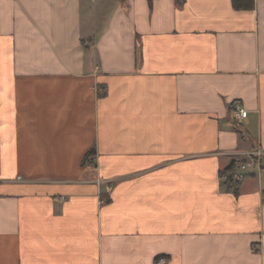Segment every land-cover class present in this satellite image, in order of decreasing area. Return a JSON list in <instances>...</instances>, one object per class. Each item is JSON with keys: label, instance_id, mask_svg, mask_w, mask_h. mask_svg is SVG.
Listing matches in <instances>:
<instances>
[{"label": "crops", "instance_id": "0c3cea01", "mask_svg": "<svg viewBox=\"0 0 264 264\" xmlns=\"http://www.w3.org/2000/svg\"><path fill=\"white\" fill-rule=\"evenodd\" d=\"M238 1L0 0V264H264V0Z\"/></svg>", "mask_w": 264, "mask_h": 264}, {"label": "built area", "instance_id": "2783aa9c", "mask_svg": "<svg viewBox=\"0 0 264 264\" xmlns=\"http://www.w3.org/2000/svg\"><path fill=\"white\" fill-rule=\"evenodd\" d=\"M246 114H247V111L245 109L237 106V105L233 109V116L236 119H239V120L243 119V118H245ZM256 154L255 153H251V154L249 153L248 156L250 157L251 155H256ZM253 165H254V162L252 161V159L250 157L248 161L239 163L240 172L251 168ZM168 263H169V258L165 255H159L153 261V264H168Z\"/></svg>", "mask_w": 264, "mask_h": 264}, {"label": "trees", "instance_id": "16d2710c", "mask_svg": "<svg viewBox=\"0 0 264 264\" xmlns=\"http://www.w3.org/2000/svg\"><path fill=\"white\" fill-rule=\"evenodd\" d=\"M178 1H180V0H178ZM232 3H233V6H235V7H244V6L248 7L251 5V1L248 3V2L238 1V0H232ZM228 182L230 185H234V186H236V184H237L236 181H233L232 178Z\"/></svg>", "mask_w": 264, "mask_h": 264}]
</instances>
